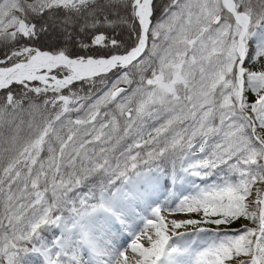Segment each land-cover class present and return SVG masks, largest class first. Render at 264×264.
Wrapping results in <instances>:
<instances>
[{
  "label": "snow or ice",
  "instance_id": "snow-or-ice-1",
  "mask_svg": "<svg viewBox=\"0 0 264 264\" xmlns=\"http://www.w3.org/2000/svg\"><path fill=\"white\" fill-rule=\"evenodd\" d=\"M0 264H264V0H0Z\"/></svg>",
  "mask_w": 264,
  "mask_h": 264
},
{
  "label": "rangeland",
  "instance_id": "rangeland-1",
  "mask_svg": "<svg viewBox=\"0 0 264 264\" xmlns=\"http://www.w3.org/2000/svg\"><path fill=\"white\" fill-rule=\"evenodd\" d=\"M257 67H259V65H256ZM249 98H251V94H249ZM163 215H165L166 216V218L168 219V220H171V219H173V218H177L176 216H174V215H169L166 211L163 213ZM150 216V212H146V213H144V218H147V217H149ZM180 218H183L182 216L180 217ZM138 224H139V227L140 228H143L144 227V224H143V222L141 221V220H138ZM139 229H137V231H138ZM212 230H217V227H215V226H213L212 227ZM180 231H185V229H180ZM188 232H191L192 231V229H188L187 230ZM201 235L202 236H205L206 234H204V233H201ZM208 236V235H207ZM121 239L122 240H120V243H123V244H127V242H130L131 241V239H132V237L128 234V233H126L125 232V235L124 236H122L121 237ZM146 247L147 246H149L148 245V240H147V238H142V241H141ZM146 242V243H145ZM132 254H131V252L129 251V256H131Z\"/></svg>",
  "mask_w": 264,
  "mask_h": 264
},
{
  "label": "trees",
  "instance_id": "trees-1",
  "mask_svg": "<svg viewBox=\"0 0 264 264\" xmlns=\"http://www.w3.org/2000/svg\"><path fill=\"white\" fill-rule=\"evenodd\" d=\"M160 2H161V3H165L166 0H160ZM41 47L47 48V47H49V45H48L47 43L42 42V43H41ZM241 220L245 222V225L250 226V227L253 226L252 223H251V221L243 220V219H241ZM223 227H224V226H223ZM230 227H231L232 229H241V228H242V227H239V222H238V221H236L235 224H232ZM208 233H209V234H212V232H208Z\"/></svg>",
  "mask_w": 264,
  "mask_h": 264
},
{
  "label": "bare ground",
  "instance_id": "bare-ground-1",
  "mask_svg": "<svg viewBox=\"0 0 264 264\" xmlns=\"http://www.w3.org/2000/svg\"><path fill=\"white\" fill-rule=\"evenodd\" d=\"M146 213V212H145ZM146 243V242H145Z\"/></svg>",
  "mask_w": 264,
  "mask_h": 264
}]
</instances>
